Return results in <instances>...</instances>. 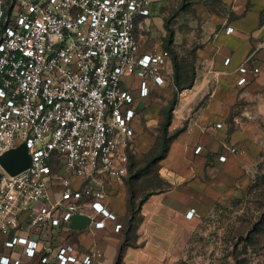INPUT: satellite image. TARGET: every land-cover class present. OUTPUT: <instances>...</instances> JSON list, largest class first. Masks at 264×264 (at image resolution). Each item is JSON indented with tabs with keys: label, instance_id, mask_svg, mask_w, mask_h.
Segmentation results:
<instances>
[{
	"label": "built area",
	"instance_id": "obj_1",
	"mask_svg": "<svg viewBox=\"0 0 264 264\" xmlns=\"http://www.w3.org/2000/svg\"><path fill=\"white\" fill-rule=\"evenodd\" d=\"M153 1L0 0V155L25 143L30 156L14 175L0 165V234L17 227L21 213L32 225L68 223L83 199L104 212L101 186L127 174L133 149L134 95L122 80L137 75L135 88L147 95V80L162 76L169 58L162 47L141 52L134 33ZM55 161L67 175L56 174ZM72 177L88 183L74 187ZM56 179L62 189L53 198ZM19 242L35 255L37 241L25 236L4 244ZM71 250L59 247L58 264L75 261Z\"/></svg>",
	"mask_w": 264,
	"mask_h": 264
},
{
	"label": "crops",
	"instance_id": "obj_2",
	"mask_svg": "<svg viewBox=\"0 0 264 264\" xmlns=\"http://www.w3.org/2000/svg\"><path fill=\"white\" fill-rule=\"evenodd\" d=\"M158 1L136 23L134 33L141 52L147 48L140 45L137 26ZM219 2L222 11L206 20L202 33L207 37L195 48L192 82L180 88L170 111L167 131L173 137L157 161V175L164 187L149 193L138 206L133 231L126 228L129 198L125 175L104 180V212L94 210L86 199L81 201L79 213L91 218L81 229H71L69 222L32 225L28 213H21L18 226L0 234V257L19 259V264H58L59 247L70 245L75 261L69 264H186L187 246L203 216L213 206L227 207L247 194L264 172V0ZM201 13L204 17L207 9L201 7ZM254 68L258 70L254 72ZM172 69L169 57L162 76L147 80L144 96L128 81L137 78V84V75L122 80V86L134 95V150L145 151L154 143L145 128L156 126L164 116L160 91L169 83L172 91L176 89L173 79L167 80ZM243 76L246 81L239 84ZM54 164L57 175H67L59 162ZM54 181L50 192L57 198L62 188ZM87 183V178L72 177L74 187ZM16 234L37 241L34 256L25 254L22 242L4 244ZM126 238L129 243L123 245ZM43 255L47 256L45 262L40 260Z\"/></svg>",
	"mask_w": 264,
	"mask_h": 264
},
{
	"label": "rangeland",
	"instance_id": "obj_3",
	"mask_svg": "<svg viewBox=\"0 0 264 264\" xmlns=\"http://www.w3.org/2000/svg\"><path fill=\"white\" fill-rule=\"evenodd\" d=\"M201 7L207 9L204 17L202 13L199 14ZM220 11L219 0H159L152 6L150 16L139 22L137 32L140 45L147 50L162 47L170 53L173 69L171 79L167 80L171 82L175 72L179 76L187 74L186 78L180 77L174 91L171 90V83L160 91L167 110L174 107L180 85L190 82L193 76L195 48L207 37L202 33L204 23L212 18L214 12ZM136 80L132 77L128 79L133 88ZM162 118L156 126L145 128L154 137V143L142 152L133 149L132 162L123 178L126 183L130 181V185L127 184L128 198L133 197L135 207L149 192L164 187L157 175L155 157L162 149L160 128L164 116ZM263 193L264 183H260L256 189H250L245 196L233 200L227 207L213 206L193 231L186 249L185 263L264 264ZM136 222L137 219L132 226L126 223V228L133 231Z\"/></svg>",
	"mask_w": 264,
	"mask_h": 264
},
{
	"label": "trees",
	"instance_id": "obj_4",
	"mask_svg": "<svg viewBox=\"0 0 264 264\" xmlns=\"http://www.w3.org/2000/svg\"><path fill=\"white\" fill-rule=\"evenodd\" d=\"M169 57H170V53H169ZM171 59V57H170ZM172 61V60H171ZM187 74L185 73V76L182 74H179L177 72L174 73L173 75V82H174V85L175 87L177 88L178 85H179V82H180V77L182 79V77H185L186 78ZM193 78V77H192ZM191 78V79H192ZM190 79V82H188L187 84L185 85H180V88L181 87H184V86H187V85H190L192 80ZM170 111L171 109H166L165 110V113H164V120L161 122V128H160V132H161V140H162V143H161V150L159 151V153L155 156L156 157V160L158 161L160 158H162L165 154V152L167 151V148H168V145H169V142L171 140V138L173 137V134L172 133H169L167 131V128H168V124L170 122ZM163 119V118H162ZM166 142V143H165ZM154 157V158H155ZM132 155H130V158H129V164L128 166L130 165V163L132 162ZM159 178V177H158ZM160 180V179H159ZM161 181V180H160ZM162 182V181H161ZM163 183V182H162ZM260 183H264V172L259 174L257 176V179L255 180V182L252 184L251 188L250 189H256L258 187V185ZM127 184L130 185V181L127 182ZM161 189V188H159ZM152 192V191H151ZM149 192V193H151ZM148 193V194H149ZM147 194V195H148ZM145 195L143 198L140 199V201L138 202V204L134 205V201H133V197L132 196H129V199H128V206H129V217H128V220H127V223L129 226H132V223L135 219H137L136 217V212H137V208L138 206L141 204V202L144 200V198L147 196ZM264 195V193H263ZM262 217L264 218V212L262 213ZM137 223V222H136ZM136 225V224H135ZM135 228V226H134ZM127 229H130V228H127ZM131 230V229H130ZM128 237V236H127ZM129 243L128 239L126 238L125 241L123 242V245Z\"/></svg>",
	"mask_w": 264,
	"mask_h": 264
},
{
	"label": "water",
	"instance_id": "obj_5",
	"mask_svg": "<svg viewBox=\"0 0 264 264\" xmlns=\"http://www.w3.org/2000/svg\"><path fill=\"white\" fill-rule=\"evenodd\" d=\"M29 162L30 156L25 143H21L0 155V165L10 175H14L28 167ZM90 222L91 218L88 215L75 213L70 217L69 227L71 229H81Z\"/></svg>",
	"mask_w": 264,
	"mask_h": 264
}]
</instances>
